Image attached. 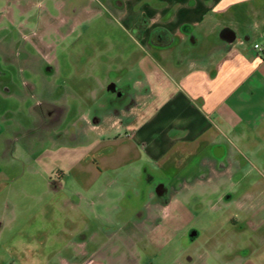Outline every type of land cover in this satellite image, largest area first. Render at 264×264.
Segmentation results:
<instances>
[{
    "label": "rangeland",
    "instance_id": "1",
    "mask_svg": "<svg viewBox=\"0 0 264 264\" xmlns=\"http://www.w3.org/2000/svg\"><path fill=\"white\" fill-rule=\"evenodd\" d=\"M135 5L118 7L115 0H0V264H68L63 259L73 261V244L92 230L97 240L89 246L99 244V249L88 264H178L208 235L216 244L206 264H228L248 243L254 249L249 261L264 264V171L250 142L241 154L249 159L245 170L255 190L245 206L222 201L220 194L231 186L210 181L180 192L169 208L150 206L135 236L125 227L111 228L112 221H128L135 210L130 197L121 195L122 184L106 182L124 171L128 178L135 169L95 167L93 161L114 160L115 148L108 147L113 152L103 155L106 150L93 145L101 141L95 132L77 130L79 136L72 140L69 130L89 110L107 76L123 74L120 70L138 57L150 63L130 25ZM254 41L263 43V38L255 34L250 43ZM45 97L62 110L50 125L38 124L33 116L35 99ZM232 143L238 144L229 137ZM85 224L86 230H75ZM191 228L207 233L191 241Z\"/></svg>",
    "mask_w": 264,
    "mask_h": 264
},
{
    "label": "crops",
    "instance_id": "2",
    "mask_svg": "<svg viewBox=\"0 0 264 264\" xmlns=\"http://www.w3.org/2000/svg\"><path fill=\"white\" fill-rule=\"evenodd\" d=\"M128 2L137 6L129 20L132 28L142 16L148 20L147 25L136 33L144 43L150 63L138 57L130 67L120 70L128 75L136 105L123 111L118 119L109 115L101 125L92 127L101 140L93 144L95 148L105 149L103 155L115 148L114 160L103 158L92 163L95 167L102 164L112 169H135L134 173H127L128 178L124 171L119 178L113 177L106 182L122 184L121 195L125 197L130 189L132 196L138 195L141 180L138 182L137 178L144 169L170 171L173 179L182 182L171 192L168 203L144 200L134 205L135 211L143 212L141 218L110 223L119 225L120 229L132 222L127 232L129 236H135L143 219L149 216L150 206L169 208L173 197L180 192L219 177L221 172L218 170L204 176L198 174L192 162L197 152H204L202 162L209 164L211 152L219 147L226 159L222 175L228 179L237 169L238 159L244 157L242 148L248 142L255 154L264 149V49L254 48L259 42L250 43L252 37L259 34L263 38V43L259 44L264 47V0H125V4ZM156 28L167 35V42L160 47L148 43L151 31ZM224 28L235 33L231 44L220 39ZM190 33L204 41L205 48L178 56L177 48L186 44ZM144 60L146 65L142 63ZM163 61L168 62L163 65ZM100 85L103 87V81ZM88 113L89 110L81 117H88ZM33 116L37 122L36 114ZM123 117L128 121L122 120ZM250 134L254 136L252 140L247 139ZM229 137L238 144H229ZM111 146L113 148H108ZM182 165L188 169L186 174L172 171ZM96 180L99 179L86 181ZM75 181L82 183L81 178H75ZM147 195L148 198L153 195L151 186ZM88 226L85 224L79 230L75 227V230L80 232ZM196 229L199 233H207L202 228ZM95 234L97 231L92 230L91 235L77 240L73 244L74 254L86 253V249L92 247L89 242L97 240ZM94 246L97 248L89 253L86 264L98 253L99 244ZM212 250L208 235L196 242L192 254L178 264H206L205 257ZM249 257L240 252L230 258L228 264H252Z\"/></svg>",
    "mask_w": 264,
    "mask_h": 264
},
{
    "label": "flooded vegetation",
    "instance_id": "3",
    "mask_svg": "<svg viewBox=\"0 0 264 264\" xmlns=\"http://www.w3.org/2000/svg\"><path fill=\"white\" fill-rule=\"evenodd\" d=\"M118 7H123L125 5V0H115ZM147 18L142 16L140 21L135 25L133 28L134 31H138L142 27L147 25ZM190 38H188L186 44L182 47L177 48L178 56H185L191 54L193 52H198L200 49L205 48L204 41H201L196 37V35L190 33ZM221 40L227 43V40L224 39L222 36L220 37ZM167 42V35L165 31H162L160 28L153 29L150 33L148 43L162 46L163 43ZM52 71V68L50 70ZM123 73V72H122ZM105 85L100 87L99 91L95 92V97L92 102L88 103V117H81L76 122V127L72 126L69 130V137L72 140H77L79 133L78 131L92 130V127H96L101 125L104 122L106 116H112V119H118L121 116L123 111H129L131 107L136 105V101L133 96V90L130 80L128 79V75L117 74L116 72L111 73L107 76L105 80ZM24 85L29 87L32 91L33 86L30 85L29 82L24 81ZM31 96L34 98L35 94L31 93ZM33 112L36 114L38 124L42 125H50L55 121L59 120L61 116V108L54 104L49 98L45 97V99H35V102L32 106ZM89 126V127H88ZM78 130V131H77ZM83 130V131H84ZM204 152H197L193 157V165L196 170L199 171L200 176H204L207 172L212 170H218L222 173L226 168V159L225 156L220 152L219 147H215L211 152V163L205 164L202 162V158L204 157ZM257 161L259 166H261L262 170L264 171V149L256 152ZM249 159L245 156L238 159V167L235 172L232 174L231 177L227 179V177H217L213 178L212 181L214 184L218 185H230L232 190L222 192L220 194V199L225 203L234 202L239 206H245V200L248 196L252 195L255 190V187L252 184H249L248 181V172L245 170L247 164H249ZM177 170L179 174H186L187 167L186 165H182L176 169H172V171ZM171 171V172H172ZM176 172V171H175ZM263 173V172H262ZM143 177L140 181L139 191L137 196H132L131 189L128 190L126 196L128 195L130 201L132 200L134 205L140 204L144 200L150 199L151 202H162L164 204L168 203L170 194L174 190L176 186L182 185V182L179 180H175L172 178L170 171L165 172L161 171L160 173H154L152 171H148L144 169ZM258 177H263L262 174L258 173ZM151 186L153 190V195L148 198L147 189ZM128 199V198H127ZM128 199V200H129ZM144 214L143 212L138 209L135 211L133 215L129 217V220L132 221L135 217H142ZM132 218V219H130ZM113 231H118V225H112ZM131 226V222L125 227L128 229ZM201 236V233L196 228H191L188 233L189 240H197ZM264 241V239H263ZM210 242L212 245L216 244L215 238L212 236L210 237ZM87 248V247H86ZM86 249L87 252L84 254L78 253L74 254L71 259L73 258L74 262H84L89 257V253H92L97 247L92 246ZM254 252L253 247L246 245L241 253H245L247 255H251ZM66 263H72L73 261L68 260L66 258Z\"/></svg>",
    "mask_w": 264,
    "mask_h": 264
},
{
    "label": "water",
    "instance_id": "4",
    "mask_svg": "<svg viewBox=\"0 0 264 264\" xmlns=\"http://www.w3.org/2000/svg\"><path fill=\"white\" fill-rule=\"evenodd\" d=\"M221 36L231 44L235 40V33L230 28H224L221 31Z\"/></svg>",
    "mask_w": 264,
    "mask_h": 264
},
{
    "label": "built area",
    "instance_id": "5",
    "mask_svg": "<svg viewBox=\"0 0 264 264\" xmlns=\"http://www.w3.org/2000/svg\"><path fill=\"white\" fill-rule=\"evenodd\" d=\"M254 48H257V49H264V47L262 45H260L259 43H255L254 44Z\"/></svg>",
    "mask_w": 264,
    "mask_h": 264
}]
</instances>
